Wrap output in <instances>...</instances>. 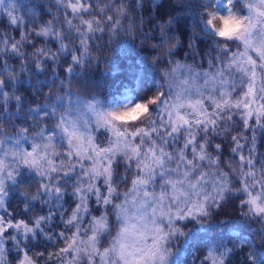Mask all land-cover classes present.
I'll return each instance as SVG.
<instances>
[{
  "label": "snow or ice",
  "instance_id": "obj_1",
  "mask_svg": "<svg viewBox=\"0 0 264 264\" xmlns=\"http://www.w3.org/2000/svg\"><path fill=\"white\" fill-rule=\"evenodd\" d=\"M22 8L0 0V264H264V0Z\"/></svg>",
  "mask_w": 264,
  "mask_h": 264
},
{
  "label": "trees",
  "instance_id": "obj_2",
  "mask_svg": "<svg viewBox=\"0 0 264 264\" xmlns=\"http://www.w3.org/2000/svg\"><path fill=\"white\" fill-rule=\"evenodd\" d=\"M21 2L28 5H34L39 12L35 21L29 20L27 9L22 8L18 13L19 15H23L25 17V21L29 28L34 27L35 24L48 19L46 9L50 6V0H21ZM148 2L149 0H146V3ZM149 7H151L150 3ZM145 15H147V12H145ZM0 32H7L19 38V31H15L13 27H10L8 25L7 19L3 17H0ZM106 39L107 37H105V40ZM138 45L139 40L136 41L135 45H133L131 42L122 43L120 40H117L113 45V51L111 54L113 59L116 60L121 66V72L119 73L120 75L127 74L128 68L133 62V57L136 55V51L134 49H137ZM21 91L24 93V95H28L26 91ZM261 150L264 151V149Z\"/></svg>",
  "mask_w": 264,
  "mask_h": 264
},
{
  "label": "clouds",
  "instance_id": "obj_3",
  "mask_svg": "<svg viewBox=\"0 0 264 264\" xmlns=\"http://www.w3.org/2000/svg\"><path fill=\"white\" fill-rule=\"evenodd\" d=\"M214 23H215L216 27L219 28L221 31H226L231 27L230 22H227V21L221 22V21L217 20V21H214ZM139 111H142V109H137L133 112L127 113L126 115L127 116H135L137 114V112H139Z\"/></svg>",
  "mask_w": 264,
  "mask_h": 264
}]
</instances>
